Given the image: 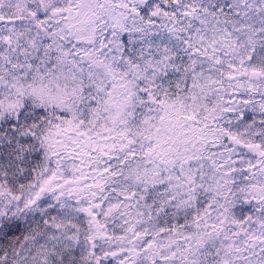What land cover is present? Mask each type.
I'll use <instances>...</instances> for the list:
<instances>
[{
    "label": "snow or ice",
    "instance_id": "6c2138e0",
    "mask_svg": "<svg viewBox=\"0 0 264 264\" xmlns=\"http://www.w3.org/2000/svg\"><path fill=\"white\" fill-rule=\"evenodd\" d=\"M0 264H264V0H0Z\"/></svg>",
    "mask_w": 264,
    "mask_h": 264
}]
</instances>
